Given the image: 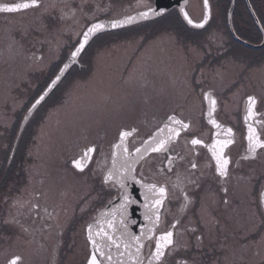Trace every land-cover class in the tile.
Listing matches in <instances>:
<instances>
[{
	"label": "flooded vegetation",
	"instance_id": "1",
	"mask_svg": "<svg viewBox=\"0 0 264 264\" xmlns=\"http://www.w3.org/2000/svg\"><path fill=\"white\" fill-rule=\"evenodd\" d=\"M18 1L21 0H0V4H12ZM38 1L37 6L25 10L11 13L0 11V89H2L0 105L4 110L0 114V206L3 207L0 212L4 211L0 215V233L3 237L17 238L24 244L28 240L30 241L28 246L33 245L35 250L38 246H42L43 253H31V257L29 256L27 259L25 254L15 252L7 257L4 264H8L10 259L17 256L21 258L18 264H88L93 249L87 239V226L92 224L95 234L97 223L103 224L106 219L104 214L109 210V201H113L117 197V189L105 184L103 176L113 168L111 154L114 151L118 153L117 167L123 163L121 153L113 148V145L119 142L120 132L136 129V132L126 140L129 151L134 152V148L141 147V142L155 134L158 128H163L165 124L175 127L173 122L168 121L169 116L183 120L189 127L181 131L179 137L174 138L169 153L163 155L149 153L135 165L137 171L134 173L136 178L145 184L155 183L168 188L167 198L160 209L161 221L156 235L168 230L173 231L175 248L167 254L164 264H177L179 260L187 261V264H199L200 262L202 264H227L228 262L229 264H249V261H254L252 264H264V257H262L264 249L261 250V244L264 242V199H262V194H264V149H257L255 155L250 154L247 139L249 125H252L260 138L264 139V85L257 72L254 73L255 76H247L248 66L245 65L241 69L238 79L231 84L232 89L238 87L240 89L238 104L235 108H229L226 106L229 103L226 99H231L226 97L228 92L224 94L227 91L226 88L219 91L213 87L210 82L211 77L206 73V78L204 76H202L203 78L197 77L198 72H201L204 67L203 65L210 60V57L213 58L212 51L207 48L203 50L204 55L201 60L193 65L192 72L194 74L189 76L188 82L191 91L174 104L170 99L167 106L165 105L163 109L159 110V113H156V118L154 116L151 119L147 118L148 121L145 123L151 124L146 133L138 136L140 127L137 124L124 125L113 135L102 129L101 134L96 136L95 140L84 144L78 154L67 159L66 169L71 176L70 179L74 183L81 180L84 182L83 185L78 183L79 186H82L80 189L72 187L74 189H72L73 195L69 200V205L72 203L73 205L67 206L63 203V208L61 207L60 211L58 210L56 213V204L45 194L46 191L51 192V190L46 189V191L42 190L36 194L32 192L33 196L31 197H35L37 200H33L31 204H38L39 208L29 211L27 214L16 215L15 220L18 223L12 222L13 219L6 216L7 208L17 199V196L26 194L31 199L30 189L25 190L22 186H29L30 180L45 177L43 174L36 173L32 168L42 162L41 160H23L24 157L20 154L22 142L24 141L23 143L27 147L28 142L36 139H34L35 130L33 131L36 127L35 121L40 116L44 118L45 115L42 114L49 107V102L54 99L63 100L64 92L71 79L77 74L80 75V72L89 70V67L92 66L93 52L97 49L96 42L101 40L102 34L106 33V36L115 39L118 37V31L101 33L92 39L80 55L79 64L73 65L65 74L44 103L34 112L17 140V131L28 107L51 81L88 24L99 19L117 18L133 12H125V10L119 15L99 12L96 15L85 16L86 7H90V13L97 8L95 3L83 1L81 7L80 3L71 7V1L79 2V0H65L69 5H65L63 1L57 2L56 7L44 8L42 0ZM148 1L145 7L153 4V0ZM210 3L212 5L211 1ZM41 6L43 11L37 15L38 17H34L32 20L34 25L30 26L31 28L28 30L31 40L25 46L24 54L27 58L20 55L13 56L16 59L12 60L10 59L12 55H9L8 59L4 60L3 47L6 44V39L9 43L20 42L25 34L23 33L22 19L27 16L32 18V14L34 15L38 9H41ZM256 7L257 3L253 6L255 12L257 11ZM75 12L77 15L83 13L84 18L89 17L90 19L86 25L84 24L85 26H81L72 35L74 38L70 39L68 18ZM37 19L42 21V26L37 24ZM28 36V34L24 36L25 39ZM32 36H39V39ZM114 46L115 44H111L107 47ZM12 52H16V50L9 53ZM252 57L250 61H243V63H249L250 68L260 67V62L264 60V53L255 51ZM126 61L125 66L121 68V76L124 77L120 76V79L126 78L131 68L130 60ZM210 63L211 65L206 69H211L210 72H213L212 60ZM125 71L127 75H122ZM193 85H196L195 89H193ZM6 88L10 99H5L7 92L3 93V91ZM204 93H210L211 97L215 99L212 116L225 126L222 128V132L217 133V140L214 128L208 121V112L212 106L209 100L204 99ZM249 97L255 99V104L252 107L253 116L246 122ZM22 99H24L23 103H21ZM6 107L9 108L6 109ZM129 111L131 112V110ZM6 116L8 120L5 118ZM229 128L232 129L230 136L227 135ZM26 132L27 134H25ZM164 135H169V133L166 131ZM15 139L16 145L11 158L15 165L6 173L4 162L9 158L10 149L13 147ZM193 139H199L202 143L192 145L191 140ZM226 139L232 141L224 150L230 159L229 175L220 177L215 170V161L209 146L214 141ZM88 148H94L95 151L90 153V160L84 161L86 166L81 171L74 166L73 160L79 159ZM165 155L174 158L172 172L167 171ZM161 161H165V163L162 165ZM192 163L196 164V168L191 167ZM161 167H163V171H159ZM177 173L181 176L188 200H185L184 193L172 187V183L177 179ZM6 176L16 179L18 186L14 185V189L7 190L9 186L4 184ZM135 186V199L139 203L129 206V219L136 221L135 224L129 223V230L139 235L142 228L147 229L151 225L143 219L145 209L142 207L144 199L141 193L144 189L134 181H128L129 192L134 190ZM225 188L227 192L224 191ZM53 192L50 196L53 197L55 192L56 195H60L57 190H53ZM62 196L65 195L62 194ZM37 211L39 216L36 215ZM18 212L21 213L22 210L19 209ZM177 221L179 223L175 228H172V225ZM58 222L60 224H57ZM47 233L53 236L54 244L46 240ZM114 236L119 237V233H115ZM198 237L200 239H197ZM97 239L99 240V237ZM143 243L146 247L141 252V258L143 264H148L150 249L154 242L153 245H149V241L145 239ZM123 250L121 244L119 251ZM104 251L109 253L108 248H104ZM131 251L134 253L135 249L133 248ZM110 254L113 257L112 264H118L120 259H123L125 264H131L127 254L123 258L119 257L118 250L114 246ZM103 264H109V262L104 260Z\"/></svg>",
	"mask_w": 264,
	"mask_h": 264
},
{
	"label": "rangeland",
	"instance_id": "2",
	"mask_svg": "<svg viewBox=\"0 0 264 264\" xmlns=\"http://www.w3.org/2000/svg\"><path fill=\"white\" fill-rule=\"evenodd\" d=\"M63 1L65 5H69L65 0H42V3L46 8L48 6L56 7L57 2ZM83 1H91L97 6L90 13V7H86L85 16L96 15L99 12L119 15L125 10V12H130L144 8L149 2L148 0H79V2L71 1V7L77 6V3H80L81 7ZM210 1L212 2L213 17L206 30L200 34H191L185 29L177 28L172 21H168L166 23L168 25L163 27L155 23L134 27V29L120 30L115 39L106 36V33L102 34L101 40L96 42L97 49L93 52L95 62L91 60L92 66L89 67V70L74 76L64 92L63 100H51L46 112L42 114L45 115L44 118L40 116L36 119V127L33 129V131L35 130L34 139H36L26 144L28 146L24 147L25 154L22 155L21 151L20 154L24 157H22L23 160H41L42 162L32 168L36 173L43 174L45 177L30 180L29 186H22L25 190L30 189L31 199L26 194V196H17V199L6 210L8 218L16 219V215L29 213L31 202L37 200V198L31 197L33 196L32 192L36 194L42 190L46 191V189L51 190V192L46 191L45 194L56 204V213L58 210L60 211L61 207L63 208V203L67 206L73 205V203L69 205V200L73 195L72 189H80L82 186H79L78 183L83 185L84 182L81 180L74 183L70 179L71 176L66 169L67 159L78 154L84 144L95 140L96 136L101 134L102 129L113 135L124 125L137 124L140 127V132L137 135L146 133L151 124L145 123L148 121L147 118L151 119L152 116L156 118V113H159V110L163 109L165 105L167 106L170 99L174 104L191 91L188 83L189 76L194 74L192 72L193 65L201 60L205 48L212 51L213 58L210 57V60L213 62V72H210L211 69H206L211 65L209 60L201 69L203 74L198 72L197 77L203 78L202 76H204L206 78V74H208L213 87L219 91L226 88L227 91L224 94L228 92L226 97L231 99H226L229 101L226 104L229 108H235L238 104L240 89H238L239 87L232 89L231 84L238 79L239 73L245 65L248 66L247 76H255L254 73L257 72L264 85V60L260 62V67L256 68H250L249 63H243V61H250L255 51L232 41L218 6L215 5L214 0ZM255 1L259 11L264 14V0ZM188 10L193 18L199 19L202 14L201 0H189ZM42 11L41 6V9L34 13L35 16L32 14V18L27 16L22 19L23 33L25 34L20 42L10 41L11 43H9L6 39V44L3 47L4 60L8 59L9 55H12L10 56L12 60L16 59L13 56L20 55L27 58L24 54L25 46L31 40L28 30L31 28L30 26L34 25L32 22L34 17H38L37 15ZM79 12H81L80 9ZM89 19V17L84 18L83 13L77 15L75 12L74 15L69 16L70 39L74 38L72 35L81 26H85ZM36 22L38 25H43L42 21H38V19ZM38 25L36 26L40 28ZM27 34L29 36L25 39L24 36ZM35 38L39 39V36ZM111 44H115V46L107 47ZM12 50H16V52L9 53ZM126 60H130L132 65L128 75L126 71L122 74L127 77L120 79L121 68L125 66ZM246 72L244 73L246 74ZM195 88L196 85H193V89ZM5 92H7L5 99H10L7 88L3 91V93ZM23 102L24 99L21 103ZM8 108L6 107V109ZM2 111L4 110L0 105V114ZM23 142L21 146L24 145ZM4 180L6 186H9L7 187L9 191L11 188L14 189V185L18 186L16 179L6 176ZM53 190L59 191L60 195H56L55 192L53 197L50 196L54 193ZM62 194L65 196L63 197ZM1 209L3 210L2 205ZM19 209L22 210L21 213L18 212ZM3 212H0V215ZM52 237L50 233H47L46 240L54 244ZM29 243L28 240L24 244L17 238L3 237L0 233V264H4L7 257L15 252L25 254L27 259L31 253H43L42 246H38L35 250L33 245L28 246ZM262 249H264V242L261 244ZM253 262L249 261V264Z\"/></svg>",
	"mask_w": 264,
	"mask_h": 264
},
{
	"label": "snow or ice",
	"instance_id": "3",
	"mask_svg": "<svg viewBox=\"0 0 264 264\" xmlns=\"http://www.w3.org/2000/svg\"><path fill=\"white\" fill-rule=\"evenodd\" d=\"M38 0H25L23 3L15 4H5L0 8V10L7 12H17L20 9H28L30 7L37 6ZM204 6L208 8V0H204ZM165 10L163 8L158 11L153 8H149L148 11L139 13V18H147L149 13L152 15L158 16L163 14ZM183 11V9L181 10ZM184 18L189 24H193V21L188 17V13L184 12ZM136 17L128 16L123 20H113L110 22V27L117 28L122 24L132 23ZM209 19L208 14L204 15L203 21L201 23L195 24V27L202 28L204 24L207 23ZM105 25L103 23H94L88 27L87 31L82 34V39L79 41L78 46L75 47V50L71 52L69 60L71 62H76L77 57L85 49L86 44L89 42V38L92 34L97 33L98 31L104 29ZM70 63H64L63 67L59 68L58 74L55 75L54 79L51 80L48 85V90L35 101L32 105V109L36 108L37 105L41 103L48 95V91L54 88L59 81H61L63 75L70 68ZM204 99L209 100L211 103V109L208 112V116H212V111L215 108V99L211 97L210 93H204ZM249 106L247 115L245 116V121L247 122L252 116L253 111L252 107L255 104V99L253 97L248 98ZM32 109H29L31 112ZM27 119V117H25ZM168 121L173 122L175 127H170L169 124H165L163 128H158L157 132L147 140L141 142V147H135L134 152L129 151L126 140L128 137H131L133 133L136 132V129L130 131H121L119 142L113 145L114 149L119 150L121 153V159L123 161L119 167H117V152L114 151L112 155V164L113 168L109 170L104 176L103 180L105 184H108L109 187L117 189V197L113 201H109V210L104 214L106 219L103 224L97 223V231L93 233V225L89 224L87 226V239L92 245L93 251L88 260V264H103L104 260H107L109 264H112L113 257L110 254L112 247L114 246L118 250V256L123 258L127 254L128 260L131 264H143V259L141 258V252L146 247L143 241L147 239L149 245H154L150 249V255L148 257V264H164V260L168 253L175 248L174 243V232L171 230L161 232L159 235H156L158 225L161 221L160 209L164 205V202L168 195V188L165 185H157L155 183L145 184L142 180L136 178L134 173L137 169L136 164L140 163L149 153L156 154H167L171 151V145L173 144L174 138L179 137L180 132L186 130L189 125L181 119H177L175 116H169ZM209 122L215 127L219 128L220 125L215 119H210ZM168 132L169 135H164L165 132ZM232 134V129H227V135ZM248 152L252 155H255L257 149H264V139H261L259 134L256 132L255 128L252 125H249L248 129ZM202 141L199 139L191 140L192 145H199ZM232 143L230 139L223 141H214V143L209 146L211 149L212 157L215 161V170L220 177H227L229 175V164L230 159L225 154V149ZM95 151L94 148H88L87 151L83 153L80 159L73 160L74 166L83 171L86 166L84 161L90 160V153ZM247 158V157H245ZM165 161L167 164V171L172 172L174 166V158L168 155H165ZM165 161H161L163 165ZM192 168H196V164H191ZM163 167L159 171H163ZM143 173L141 172V175ZM177 179L172 183L173 188L179 189L184 193L185 200H188V196L183 187V181L179 173L176 174ZM134 181L139 184L144 191L141 193L144 199L142 207L145 209L143 214V219L148 221L151 227L144 229L142 228L140 234L137 235L129 230V223L135 224V220H130L129 206L132 204H138L139 201L136 200L131 193L128 191V181ZM191 182V181H189ZM227 192V189H224ZM262 199H264V194H262ZM227 202V201H225ZM15 206V204H14ZM23 207V205H20ZM39 205L32 203L29 211L38 209ZM46 211V210H45ZM36 215L39 216V212H36ZM14 223L18 221L13 218ZM179 221L172 225V228L176 227ZM119 233V237H115L114 234ZM151 233V235H148ZM99 237V240L97 239ZM197 239H200L199 237ZM123 245V251H119ZM104 248L109 249V253L104 251ZM135 249L133 253L131 249ZM99 257V258H98ZM102 258V259H101ZM21 260L19 256L12 258L8 264H18ZM118 264H125L123 259H120ZM177 264H187V261L179 260Z\"/></svg>",
	"mask_w": 264,
	"mask_h": 264
},
{
	"label": "water",
	"instance_id": "4",
	"mask_svg": "<svg viewBox=\"0 0 264 264\" xmlns=\"http://www.w3.org/2000/svg\"><path fill=\"white\" fill-rule=\"evenodd\" d=\"M245 1H246V4H247V7H248L249 12L251 13V15H252V17H253V19H254V22H255L256 26L259 28V30H260V32H261V34H262V41H261L260 43H257V44L252 43V42H250V41H248V40L243 39L242 37H240V36L237 34V32L235 31L234 26H233V22H232V13H233V9H234V3H235V0H231V2H230V6H229V9H228V12H227V24H228V28H229V31H230V33H231V36L233 37V39H234L235 41L241 43L242 45H244V46H246V47L252 48V49L260 48V47H262V46L264 45V28H263V26H262V24H261L259 18L257 17V15H256V13H255V11H254V9L252 8V5L250 4V1H249V0H245ZM23 2H25V0H21V1L15 2V3H23ZM15 3H12V4H15ZM38 3H39V1H38ZM38 3H37V4H38ZM5 4H9V3H1V4H0V8H2V6L5 5ZM187 6H188V0H154V4H153L152 6H150V7H148V8H145V9H142V10H139V11H136V12H133V13H131V14L123 15V16H121V17H119V18H115V19H102V20L96 21V22H94V23H98V22H99V23H103V24L105 25V27H104V29L98 31L97 33L92 34V35L90 36V38H89V42H88V44L91 42V40H92L96 35H98V34H100V33H102V32H105V31H111V30H118V29H122V28H125V27H129V26H131V25H134V24H137V23H140V22L153 20V19H155V18H157V17L162 16L163 14H165L167 11H169L170 9H172V8H174V7L177 8L178 13H179L181 19L184 21V23H185L188 27H190V28H194V29H202V28L206 27V26L208 25V23L210 22V20H211V4H210V1L208 0V8L206 9L205 6H204V0H203V15H202V18H201L200 20H195V19H193V17L190 15V13H189V11H188ZM149 8L156 9L157 11H158L159 9L163 8L165 11L163 12V14L158 15V16H155V15H152V13H149V15H148L147 18H143V19L139 18V13H141V12H145V11H148ZM182 9H183V11H181ZM20 10H23V9H20ZM0 11H3V10H0ZM184 12H187V13H188V17L193 21V24H189V23L187 22V20L184 18ZM206 13H207L208 16H209V19H208L207 23L204 24V27H202V28L195 27V24L201 23V22L203 21L204 15H205ZM128 16L136 17V19H135L132 23H130V24H122L121 26H119V27H117V28H112V27H110V22H111V21H113V20H123V19H125V18L128 17ZM94 23H92V24H94ZM92 24H90L88 27H90ZM88 27L85 29V31H87ZM85 31H84V32H85ZM81 39H82V36H81L80 40H81ZM80 40H79V41H80ZM78 43H79V42H78ZM78 43H77V44L73 47V49L69 52L67 58H66L65 61L62 63V65L60 66V68L63 67V64H64V63H70V65H71L70 68H71L73 65H75V64H79V57H80V55L83 53V51H84L85 49H84V50L81 52V54L77 57L76 62L73 63V62H71V61L69 60V57H70L71 52L75 50V47L78 46ZM88 44H86L85 48L87 47ZM70 68H69V70H70ZM69 70H67V71L65 72V74H66ZM58 72H59V70L56 72V74H58ZM56 74H55V75H56ZM65 74L63 75V77L65 76ZM55 75L53 76L52 79H54ZM63 77H62V78H63ZM52 79H51V80H52ZM50 82H51V81H50ZM50 82L48 83V85L50 84ZM59 82H60V81H59ZM59 82H58V83H59ZM58 83H57V84H58ZM48 85L43 89V91L39 94V96H38V97H37V98L31 103V105H30L29 108L27 109L25 115L23 116V118H22V120H21V123H20V126H19V129H18V131H17V137H16L17 140H18L19 136L21 135L22 131L24 130L26 124H27L28 121H29V119H30V118L32 117V115L34 114V112H35V111L37 110V108H38V107H39V106L45 101V99L49 96V94L53 91V89L57 86V85H56L54 88H52L50 91H48V95L45 97V99H44L43 101H41V103H40L39 105H37L36 108L32 109V105H33V104L35 103V101L40 97V95L44 94V92H45L46 90H48ZM29 109H32L31 112H29ZM25 117H27V119H25ZM210 119H215V118H214L213 116H211V117L208 116V121H209ZM215 120H216V119H215ZM216 121H217V120H216ZM209 123H210V122H209ZM217 123L220 125L219 128L215 127L214 125H212V124L210 123V124L213 126V128H214V132H215V138H216V140H217V133L219 134L220 131L222 132V128L225 127V126H224L223 124H221L219 121H217ZM223 126H224V127H223ZM247 135H248V129H247ZM16 139H15V142H14L13 147H12V149H11L10 156H9V160L11 159L12 154H13V152H14V147H15V145H16ZM80 158H81V157H80ZM80 158H79V159H80ZM86 161H87V160H86ZM135 190H136V186H135L134 190H130V192H129V193H131V195H132L134 198L136 197ZM10 260H11V259H10Z\"/></svg>",
	"mask_w": 264,
	"mask_h": 264
},
{
	"label": "trees",
	"instance_id": "5",
	"mask_svg": "<svg viewBox=\"0 0 264 264\" xmlns=\"http://www.w3.org/2000/svg\"><path fill=\"white\" fill-rule=\"evenodd\" d=\"M230 2L231 0H214V3L216 6H218V9L220 11V14L222 16V19L224 21V24L225 26L227 27V31L229 33V36L230 38L232 39V41L236 44H239L241 46H243L242 44H240L239 42H236L230 32H229V29H228V25H227V11H228V8L230 6ZM252 2V6H255V1L254 0H251ZM256 14L264 28V14L261 13V11H259V9L256 7ZM174 22L175 23V26L177 28H182V29H185L187 30L188 32H190L191 34H200L201 32L205 31V29L203 30H200V31H196V30H191L189 29L183 22L182 20L180 19L177 11L175 10H172L170 12H168L167 14H165L164 16L158 18L157 20L153 21V22H146V23H142V24H139L138 26H133L131 27L132 29H134V27H142V26H146V25H149V24H159L161 27L165 26V25H168L166 24L167 22ZM232 21H233V26L237 32V34L242 37L243 39H246L252 43H259L261 40H262V34L259 30V28L256 26L255 22H254V19L252 18L250 12L248 11V8H247V5L245 3V0H235V6H234V9H233V15H232ZM171 24V23H170ZM245 47V46H243ZM247 48V47H245ZM250 49V48H249ZM250 50H253V51H260V52H263L264 53V46L259 49V50H256V49H250ZM24 147L25 145H23L22 147H20V151H21V154L23 155L24 153ZM5 166H4V170L5 172H8V170H11L15 163H14V160H12L9 164H7V161L5 160ZM11 172V171H10ZM5 180H4V184H5Z\"/></svg>",
	"mask_w": 264,
	"mask_h": 264
}]
</instances>
